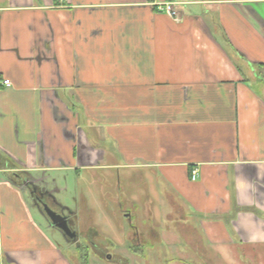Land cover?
<instances>
[{"label":"crops","instance_id":"0c3cea01","mask_svg":"<svg viewBox=\"0 0 264 264\" xmlns=\"http://www.w3.org/2000/svg\"><path fill=\"white\" fill-rule=\"evenodd\" d=\"M164 1L179 19L152 0H0V264H80L22 183L58 191L60 172L163 182L175 231L117 240L139 261L177 239L205 264L264 252V0Z\"/></svg>","mask_w":264,"mask_h":264},{"label":"rangeland","instance_id":"374dc122","mask_svg":"<svg viewBox=\"0 0 264 264\" xmlns=\"http://www.w3.org/2000/svg\"><path fill=\"white\" fill-rule=\"evenodd\" d=\"M108 172L106 181L101 176L92 180V174L86 175L83 172L80 178L72 172L53 174L58 180V191L53 192L54 199L58 207L71 212L78 234L79 245L75 249L62 240L59 232H53L67 255L73 254L78 261L80 251L84 252L83 264H205L181 239H177L178 243L173 246V250L171 246L156 244L155 250L160 252L144 251L145 258L141 261L133 258L134 253L121 244L128 245L129 238L134 235V228L145 234L150 229L164 232L169 228L175 231L176 223L168 219L167 215L170 214L173 218V211L177 209L171 206L162 186L163 182L153 173L147 170H119L120 179L123 178L118 188L117 170ZM27 195L25 194L26 197ZM118 196L122 197V203H117V199L120 200ZM124 207L129 212L128 216L127 213L120 216ZM148 211L152 215L151 221L145 216ZM33 212L38 216L35 210ZM38 217V221L46 226L44 220ZM188 218L190 217L187 216ZM89 228L96 231V234L85 235ZM117 240L122 243L117 244ZM143 249L147 250L146 246ZM214 253L208 251L207 258L210 259ZM240 253H231L233 264H264V252ZM103 254L105 258L102 257Z\"/></svg>","mask_w":264,"mask_h":264},{"label":"flooded vegetation","instance_id":"af4514ba","mask_svg":"<svg viewBox=\"0 0 264 264\" xmlns=\"http://www.w3.org/2000/svg\"><path fill=\"white\" fill-rule=\"evenodd\" d=\"M26 181V180H24ZM24 184V182H22ZM27 183H29L27 181ZM25 185V184H24ZM26 190L28 191V196L29 198L32 200L31 201V206L33 208L38 209L42 215L45 217L46 221L49 223L50 227L56 231H58L55 227H53L51 224V221L49 220V218L45 215V211H44V207L46 206L49 211L54 212L57 216H61L64 217L66 222H67V226H68V230L69 233H75L76 236L75 238H71V234L69 235H64L62 234L60 231H58L62 237L64 238L65 242L68 245H71L72 247H74L75 249L78 248V244H77V233L75 231V223L72 217L71 212L69 211H64L62 210L60 207H58V204L56 203L55 199H54V193L52 190H48L46 188V185L42 182H37V183H32L31 185H25ZM83 259L84 257L80 256L78 257V262L80 264H83Z\"/></svg>","mask_w":264,"mask_h":264},{"label":"built area","instance_id":"2783aa9c","mask_svg":"<svg viewBox=\"0 0 264 264\" xmlns=\"http://www.w3.org/2000/svg\"><path fill=\"white\" fill-rule=\"evenodd\" d=\"M151 5L162 14L169 16L172 19H179L178 5L176 3L164 1V0H152ZM4 85H9V81H3ZM196 178V172L192 173V180Z\"/></svg>","mask_w":264,"mask_h":264},{"label":"water","instance_id":"95a60500","mask_svg":"<svg viewBox=\"0 0 264 264\" xmlns=\"http://www.w3.org/2000/svg\"><path fill=\"white\" fill-rule=\"evenodd\" d=\"M24 184L26 185H31L33 182H29L27 183V181H23ZM47 207H44V211H45V215L49 218V220L51 221V225L53 227H55L58 231H60L62 234L64 235H69L71 234V238H75L76 234L75 233H69L68 230V226H67V222L65 220L64 217L61 216H57L54 212L49 211L48 209H46Z\"/></svg>","mask_w":264,"mask_h":264},{"label":"trees","instance_id":"16d2710c","mask_svg":"<svg viewBox=\"0 0 264 264\" xmlns=\"http://www.w3.org/2000/svg\"><path fill=\"white\" fill-rule=\"evenodd\" d=\"M260 68H263L264 69V66H261Z\"/></svg>","mask_w":264,"mask_h":264}]
</instances>
